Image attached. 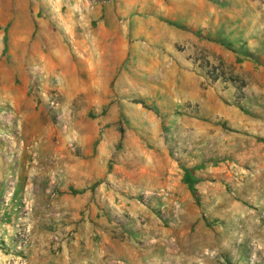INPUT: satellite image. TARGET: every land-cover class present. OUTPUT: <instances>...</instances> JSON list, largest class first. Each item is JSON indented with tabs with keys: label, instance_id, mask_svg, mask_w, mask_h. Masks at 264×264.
<instances>
[{
	"label": "rangeland",
	"instance_id": "obj_1",
	"mask_svg": "<svg viewBox=\"0 0 264 264\" xmlns=\"http://www.w3.org/2000/svg\"><path fill=\"white\" fill-rule=\"evenodd\" d=\"M0 264H264V0H0Z\"/></svg>",
	"mask_w": 264,
	"mask_h": 264
},
{
	"label": "trees",
	"instance_id": "obj_2",
	"mask_svg": "<svg viewBox=\"0 0 264 264\" xmlns=\"http://www.w3.org/2000/svg\"><path fill=\"white\" fill-rule=\"evenodd\" d=\"M184 182L187 184L192 195L196 197L194 185L197 183V180H195L193 177V170H186L184 172Z\"/></svg>",
	"mask_w": 264,
	"mask_h": 264
}]
</instances>
